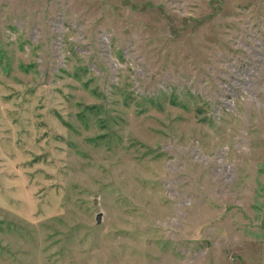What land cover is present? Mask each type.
Returning <instances> with one entry per match:
<instances>
[{
    "label": "rangeland",
    "instance_id": "1",
    "mask_svg": "<svg viewBox=\"0 0 264 264\" xmlns=\"http://www.w3.org/2000/svg\"><path fill=\"white\" fill-rule=\"evenodd\" d=\"M263 239L264 0H0V264Z\"/></svg>",
    "mask_w": 264,
    "mask_h": 264
},
{
    "label": "crops",
    "instance_id": "2",
    "mask_svg": "<svg viewBox=\"0 0 264 264\" xmlns=\"http://www.w3.org/2000/svg\"><path fill=\"white\" fill-rule=\"evenodd\" d=\"M259 264H264V239L259 244Z\"/></svg>",
    "mask_w": 264,
    "mask_h": 264
},
{
    "label": "water",
    "instance_id": "3",
    "mask_svg": "<svg viewBox=\"0 0 264 264\" xmlns=\"http://www.w3.org/2000/svg\"><path fill=\"white\" fill-rule=\"evenodd\" d=\"M97 222H100V218L99 217L97 218Z\"/></svg>",
    "mask_w": 264,
    "mask_h": 264
}]
</instances>
